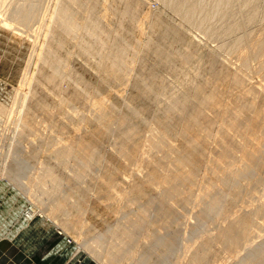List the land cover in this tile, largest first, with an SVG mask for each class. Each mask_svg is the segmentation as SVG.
<instances>
[{"label":"rangeland","instance_id":"obj_1","mask_svg":"<svg viewBox=\"0 0 264 264\" xmlns=\"http://www.w3.org/2000/svg\"><path fill=\"white\" fill-rule=\"evenodd\" d=\"M187 1L0 0V264H108L96 242L117 264L263 252L264 0H189L191 19ZM185 158L171 197L159 174Z\"/></svg>","mask_w":264,"mask_h":264},{"label":"bare ground","instance_id":"obj_2","mask_svg":"<svg viewBox=\"0 0 264 264\" xmlns=\"http://www.w3.org/2000/svg\"><path fill=\"white\" fill-rule=\"evenodd\" d=\"M3 2L5 1V0H2ZM189 1V0H188ZM187 1V3H188V7L186 6V8H188L187 10V13L189 14V18L191 17H193V14L195 15L196 14V12H195V9L197 10V7H194V5H191V3H189ZM191 1V0H190ZM199 1V0H198ZM201 1V0H200ZM218 1V0H217ZM220 1V0H219ZM223 0H221V2H222ZM224 1H226V3L228 2V0H224ZM222 2V4L224 5V3L225 2ZM2 2V3H3ZM175 2V1H174ZM192 2H194V1H192ZM201 2H203V1H201ZM1 3V4H2ZM15 3V2H14ZM186 3V4H187ZM225 3V4H226ZM229 3V2H228ZM195 4V3H194ZM196 4H198V3H196ZM219 4V3H218ZM24 5V4H23ZM184 5V4H183ZM189 5H191L192 6V8H189L190 6ZM2 6V5H1ZM8 6V5H7ZM198 6V5H197ZM225 6H227V4L225 5ZM4 7V6H3ZM19 7V6H18ZM199 7V6H198ZM20 8V7H19ZM23 8V7H22ZM184 8H185V5H184ZM182 9V8H181ZM2 10V9H1ZM26 10H28V9H26ZM179 10H180V8H179ZM184 9H182V11H183ZM200 10V9H199ZM3 12V11H2ZM29 12H31V10L29 9ZM28 11L27 12H25V13H27V15H28V13H29ZM185 12H186V9H185ZM198 12V11H197ZM20 13H21V11H20ZM24 12H23V10H22V14H23ZM24 13V15L26 16V14ZM187 13H186V15H187ZM31 14V13H30ZM16 15V14H15ZM14 15V16H15ZM19 15V14H18ZM23 15V16H24ZM20 16V15H19ZM18 16V17H19ZM24 16V17H25ZM27 17V16H26ZM6 18V17H5ZM14 18V17H13ZM16 18V17H15ZM185 18H186V20L187 21H191L189 18V20L187 19V16H185ZM22 19H29V18H22ZM5 20V19H4ZM26 20H24V22H26ZM252 20H253V18H252V16H251V19L249 18V22L248 23H251L252 22ZM11 21H13V20H11ZM20 21H21V19H20ZM28 22H30L29 20H27ZM19 22V21H18ZM24 22H23V24H24ZM28 22H26V23H28ZM192 22V21H191ZM190 22V23H191ZM194 22V21H193ZM32 23V22H31ZM10 24V23H9ZM20 24V23H19ZM29 24V23H28ZM27 24V25H28ZM21 25V24H20ZM33 25V24H32ZM17 26H18V24H17ZM21 26H23V25H21ZM21 26L20 27H18V28H20L21 29ZM16 27V26H15ZM24 28L25 27H27L28 28V26H23ZM14 29V28H13ZM26 29V28H25ZM15 30H17L16 28H15ZM19 30V29H18ZM23 30V29H22ZM17 32V31H16ZM22 32V31H21ZM262 50H263V44L261 43V42H256V43H254V46H252V49H251V51H249L248 52V54L246 53V54H242V56L240 57V60H241V62L243 63V65L245 64V65H248V60L250 59V58H254V57H257L258 58V56H260L261 55V53H263L262 52ZM20 95V94H19ZM26 95V94H25ZM13 104H16V103H13ZM16 105H18V104H16ZM237 105V104H236ZM16 108L18 107V106H15ZM240 107V106H239ZM244 108V107H243ZM2 111L3 110H8L9 109V112L8 113H10V110H11V113H13L14 111H16V110H14V106H12V108H9V106L8 107H6V106H2ZM0 109V110H1ZM240 109H241V107H240ZM18 110V109H17ZM242 110V109H241ZM17 112V111H16ZM237 112V111H236ZM1 113V112H0ZM238 113L240 114V111L238 110ZM238 113H236V118H240L241 119V117H242V114L243 113H241V115H240V117H239V114ZM258 113L259 112H257V113H255L254 115H253V117H251V120H250V122L248 123V128H253V126H254V124L255 123H258L259 121H258V117H260L259 115H258ZM259 114H261V113H259ZM3 115V114H2ZM252 115V114H251ZM263 118H264V114H263ZM237 119V120H238ZM260 119H261V117H260ZM234 122V121H233ZM198 123V122H197ZM196 123V124H197ZM199 124V123H198ZM197 124V125H198ZM199 127V126H198ZM248 131V130H247ZM149 145H150V147H151V143L149 142ZM165 145V144H164ZM163 145V146H164ZM169 145V144H168ZM172 146V145H171ZM165 148L166 147H168V146H164ZM163 147V148H164ZM170 147V146H169ZM168 147V148H169ZM175 147V146H174ZM153 148V147H152ZM174 149H172V148H170L169 149V152L167 153V158L168 157H171V156H173V151ZM83 159V158H82ZM82 159H80V162H81V160ZM85 159V158H84ZM187 158H185L183 161H181V162H175L174 163V165L173 166H175L174 168L176 169V170H178V169H180V168H184V169H188V171L185 173V175L184 176H179V175H176L175 176V174L174 173H171L170 175H174L173 177L172 176H168L169 175V173H162V174H159V176L161 177V184L160 185H167L168 184V179L170 178H172L171 180H173V181H175L176 182V188H175V190L173 191V193L170 195L171 197H173L175 194H177L178 192H186L185 190H187V189H189V187H187L186 188V186H187V182L186 181H184V179H183V177H191L192 175L190 174L191 172H190V163L191 162H189L188 161V159L186 160ZM191 159V158H190ZM222 159V158H221ZM86 160V159H85ZM191 161V160H190ZM83 162V161H82ZM87 165V163H85L84 162V165ZM149 164V163H148ZM192 165V164H191ZM225 165H227L226 163H225ZM193 166V165H192ZM192 168V167H191ZM175 170V171H176ZM174 171V172H175ZM48 172H50V171H48ZM170 172V171H169ZM52 173V172H51ZM50 173V174H51ZM34 175V174H33ZM121 175V174H120ZM32 176V175H31ZM37 176V175H36ZM38 176H39V174H38ZM41 176V175H40ZM31 178V177H30ZM34 178L39 182V183H41L40 182V178L38 179V177H35L34 176ZM33 180V179H31V181L33 180L34 182H36V180ZM169 182H171V181H169ZM37 183V182H36ZM39 183H38V185H39ZM160 183V182H159ZM47 183H45V185H46ZM157 184H158V181H157ZM108 185H110V184H108ZM107 185V186H108ZM112 185V184H111ZM110 185V186H111ZM110 188V187H109ZM159 188V187H158ZM186 188V189H185ZM45 189V186L43 187V190ZM41 190V189H40ZM188 191V190H187ZM209 205H208V208H207V212L208 213H210V215H211V213L212 212H214L213 210L214 209H216V208H218L217 206H218V203L216 202V201H213V202H210V203H208ZM207 205V204H206ZM258 210H259V208H258ZM208 213L206 214L205 213V216L207 215L208 216ZM30 214L31 213H28V217L30 218ZM213 214V213H212ZM31 219V218H30ZM139 221H142V217L141 218H139ZM123 227V226H122ZM235 232V235H237L238 234V232L237 231H234ZM119 237L115 240V241H113V240H110V242H106L107 244H105L104 246H105V248H106V252H108V251H110V250H113V249H121L122 248V246H126L127 247V244H128V242H127V240H128V238H129V236H130V233H129V227H123V229H121L120 231H119V235H118ZM104 241V240H103ZM103 243L101 242H96L95 244H94V248H96L97 249V251L96 252H99L98 253V256H100V257H105V258H103V260L106 262V263H108V264H117L116 263V259H117V257H118V255L117 254H115V255H110V256H105L103 253L102 254H100V251L102 250L98 245H102ZM126 247H125V249H126ZM195 249V248H194ZM264 249V248H263ZM262 249V250H263ZM258 251H261V250H258ZM107 254V253H106ZM257 254V255H256ZM256 254H254V255H256L255 257H254V255L252 256L253 258H251V254L249 255L250 256V258H251V260L249 261V259L247 260V261H249L247 264H264V250H263V252H260V253H256ZM196 257V256H195ZM248 257V256H247ZM193 260V259H192Z\"/></svg>","mask_w":264,"mask_h":264},{"label":"crops","instance_id":"obj_3","mask_svg":"<svg viewBox=\"0 0 264 264\" xmlns=\"http://www.w3.org/2000/svg\"><path fill=\"white\" fill-rule=\"evenodd\" d=\"M2 249H4V248H2Z\"/></svg>","mask_w":264,"mask_h":264}]
</instances>
